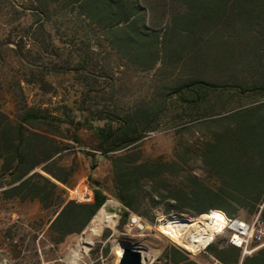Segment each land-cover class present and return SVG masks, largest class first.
Segmentation results:
<instances>
[{"label": "trees", "instance_id": "trees-1", "mask_svg": "<svg viewBox=\"0 0 264 264\" xmlns=\"http://www.w3.org/2000/svg\"><path fill=\"white\" fill-rule=\"evenodd\" d=\"M66 1L78 3L79 12L97 28L115 26L112 43L129 63L144 70L160 63V70L173 73L153 109L107 113L99 119L109 125L87 126L92 137L86 146L95 152L89 156L110 161L121 217L148 219L146 209L164 202L166 214L220 211L228 219L245 214L264 227V39L259 35L264 0H171L182 12L171 16L162 35L149 31L136 0ZM163 111L173 128L190 129L191 122L192 128L205 129L207 138L194 148L175 146L168 160L144 156L137 144L161 123ZM31 118L27 113L14 124L0 110V193L6 200L53 207L48 230L62 243L87 227L107 197L97 186L91 202L66 197L64 170L49 166L60 150L38 152L51 140L26 134ZM191 164L202 174L192 172ZM207 246L220 264H264V245L250 255L230 244ZM157 261L197 264L176 246L165 248Z\"/></svg>", "mask_w": 264, "mask_h": 264}, {"label": "rangeland", "instance_id": "rangeland-1", "mask_svg": "<svg viewBox=\"0 0 264 264\" xmlns=\"http://www.w3.org/2000/svg\"><path fill=\"white\" fill-rule=\"evenodd\" d=\"M136 1L149 31L159 35L171 16L182 12L171 0ZM79 10L78 3L66 0H0V110L14 124L31 113L26 134L35 132L51 140L38 152L60 150L49 166L55 172L64 170L69 183L66 197L72 200L70 195L89 191L92 201V189L97 186L107 197L102 206L105 215L97 212L80 234L56 243L57 235L48 230L53 207L45 209L37 200H6L0 193V264H117L123 242L143 252V264H164L157 259L169 246L178 247L199 264H216L208 246L185 250L160 229L161 219L167 216L197 219L211 211L197 216L166 214L165 203L159 202L146 209L148 219L121 217L110 161L100 154L94 160L89 156L95 152L86 146V138L92 137L87 126L109 125L108 120L99 119L107 113L153 109L163 99L161 90L173 73L160 70V63L151 70L129 63L112 43L116 27L97 28ZM259 35L264 39V31ZM158 116L161 123L137 144L144 156L168 160L175 146L194 148L207 138L206 130L192 128L191 122H187L190 129L178 131L167 121L166 111ZM191 169L202 174L195 164ZM132 216L139 218L138 224L130 223ZM255 219L242 214L239 220L251 224ZM221 231L214 234L213 245L228 244L229 232ZM181 242L185 243L184 238Z\"/></svg>", "mask_w": 264, "mask_h": 264}, {"label": "bare ground", "instance_id": "bare-ground-1", "mask_svg": "<svg viewBox=\"0 0 264 264\" xmlns=\"http://www.w3.org/2000/svg\"><path fill=\"white\" fill-rule=\"evenodd\" d=\"M98 213L101 216L105 215L104 208H101ZM225 224H228L227 219L221 213L211 212L197 219H189L181 215L167 216L161 219L160 229L163 234L178 244L180 243L179 245H182L185 250L194 252L211 243L214 234L220 232ZM181 238H184L185 243L181 242ZM122 248L121 245L118 257L121 255ZM143 258V262H145L144 254Z\"/></svg>", "mask_w": 264, "mask_h": 264}, {"label": "built area", "instance_id": "built-area-1", "mask_svg": "<svg viewBox=\"0 0 264 264\" xmlns=\"http://www.w3.org/2000/svg\"><path fill=\"white\" fill-rule=\"evenodd\" d=\"M70 198L78 203H86L91 201V193L89 191L75 193L72 197L70 195ZM226 219L228 224H225L222 231L225 230L229 232L228 244L239 248L242 252V255H250L255 252L259 247L264 245V243L260 244L264 236V227L257 220V218L251 224L241 221L239 219ZM138 222V217L132 216L130 218V223L132 225H136L138 224Z\"/></svg>", "mask_w": 264, "mask_h": 264}, {"label": "water", "instance_id": "water-1", "mask_svg": "<svg viewBox=\"0 0 264 264\" xmlns=\"http://www.w3.org/2000/svg\"><path fill=\"white\" fill-rule=\"evenodd\" d=\"M121 245L123 248L117 264H143V254L139 248L127 242Z\"/></svg>", "mask_w": 264, "mask_h": 264}, {"label": "crops", "instance_id": "crops-1", "mask_svg": "<svg viewBox=\"0 0 264 264\" xmlns=\"http://www.w3.org/2000/svg\"><path fill=\"white\" fill-rule=\"evenodd\" d=\"M211 255V254H210ZM211 258L214 260V262L216 263V264H220L216 259H214L212 256H211ZM194 261V260H193ZM196 262V261H195ZM197 263V262H196ZM197 264H199V263H197Z\"/></svg>", "mask_w": 264, "mask_h": 264}]
</instances>
